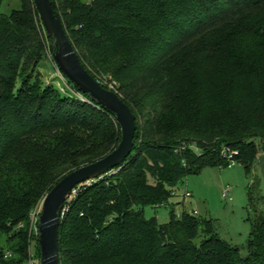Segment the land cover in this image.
<instances>
[{"label": "trees", "instance_id": "16d2710c", "mask_svg": "<svg viewBox=\"0 0 264 264\" xmlns=\"http://www.w3.org/2000/svg\"><path fill=\"white\" fill-rule=\"evenodd\" d=\"M19 1L0 12V264H40L32 214L122 132L77 87L86 101L44 82L49 41L34 0ZM51 1L85 68L137 118L126 164L67 202L61 264H264L254 187L247 257L195 211L163 225L144 213L206 166L230 168L224 148L247 171L264 153V0Z\"/></svg>", "mask_w": 264, "mask_h": 264}, {"label": "water", "instance_id": "95a60500", "mask_svg": "<svg viewBox=\"0 0 264 264\" xmlns=\"http://www.w3.org/2000/svg\"><path fill=\"white\" fill-rule=\"evenodd\" d=\"M34 3L59 70L92 103L112 115L122 132L121 142L113 152L66 175L42 203L37 232L40 264H61V223L68 200L79 186L112 174L126 164L135 148L137 118L116 91L104 87L85 68L52 1L34 0Z\"/></svg>", "mask_w": 264, "mask_h": 264}, {"label": "rangeland", "instance_id": "374dc122", "mask_svg": "<svg viewBox=\"0 0 264 264\" xmlns=\"http://www.w3.org/2000/svg\"><path fill=\"white\" fill-rule=\"evenodd\" d=\"M19 0H4L0 12L5 15L11 14L15 9H20ZM44 82L48 85L56 83V87L66 93H70L81 101H86L73 87L70 81L62 74L56 65L50 51L47 59L40 68ZM104 80V79H103ZM106 81V80H104ZM113 89L114 84H107ZM239 153L238 158L241 156ZM233 168H219L208 165L200 174L191 175L184 184L179 185L176 195L170 199L167 206L159 208L148 206L144 209L147 219L157 218L160 224H167L174 215L180 218L187 211H197L202 218L214 221L218 234L221 238L236 246L243 257L248 256V242L251 233L249 218L254 217L249 200V191L253 189L254 196L264 198V153L257 155L251 169L247 171L242 160ZM85 183L77 188L90 185ZM231 188V198L223 197L224 190ZM186 191L192 193L191 198L185 196ZM77 192L73 195L75 198ZM70 199L69 202L72 200ZM264 210V205L261 206ZM37 252V241L31 243V253Z\"/></svg>", "mask_w": 264, "mask_h": 264}, {"label": "built area", "instance_id": "2783aa9c", "mask_svg": "<svg viewBox=\"0 0 264 264\" xmlns=\"http://www.w3.org/2000/svg\"><path fill=\"white\" fill-rule=\"evenodd\" d=\"M113 90V89H112ZM190 148L192 149H195L197 152H198V149L195 148V146H190ZM239 153L237 151H232L231 149L229 148H224V151H223V157L225 159H227L228 163H229V167L230 168H233L235 166H237L239 163V161L236 159L238 157ZM113 174V173H112ZM111 175V174H110ZM77 192V189L73 192L72 196L70 197V199H72L73 195ZM176 195V194H175ZM185 196L187 198H191L193 197L192 196V193L189 192V191H186V194ZM223 197L225 199H229L230 201H232V198H231V188H227L224 190V193H223ZM69 199V200H70ZM68 200V202H69ZM41 208H42V204L40 205L39 208H37L34 213L32 214V224L34 226H36V224H38V219H39V215H40V212H41ZM195 215H198L199 213L197 211L194 212ZM38 232V230H37ZM28 264H38V261L36 259H31L30 262Z\"/></svg>", "mask_w": 264, "mask_h": 264}]
</instances>
